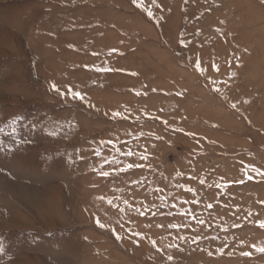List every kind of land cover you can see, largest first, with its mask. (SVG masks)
Returning a JSON list of instances; mask_svg holds the SVG:
<instances>
[{
    "label": "rangeland",
    "instance_id": "1",
    "mask_svg": "<svg viewBox=\"0 0 264 264\" xmlns=\"http://www.w3.org/2000/svg\"><path fill=\"white\" fill-rule=\"evenodd\" d=\"M0 170V264H264V0H0Z\"/></svg>",
    "mask_w": 264,
    "mask_h": 264
},
{
    "label": "snow or ice",
    "instance_id": "2",
    "mask_svg": "<svg viewBox=\"0 0 264 264\" xmlns=\"http://www.w3.org/2000/svg\"><path fill=\"white\" fill-rule=\"evenodd\" d=\"M132 2H133V4H138V3H139V0H132ZM148 15H149V16H152V15H153V13H152L151 10L148 11ZM113 51H115V50H113ZM212 67H216V66H215V65H212ZM195 68H196L197 70L203 72L202 65H201L200 62H196V63H195ZM100 70H101V71H103V70H109V71H110L111 69H100ZM213 83H215V81H213ZM51 89L57 91V92H58L59 94H61V95H65L64 92H61V91H60V89L57 87V85H56L55 83H52V84H51ZM215 90H216L217 92H219V88H217V89H215ZM180 94H181V93H177V95H180ZM67 95H70L71 98H72L73 100H77V99H78V100H80V101H84L85 103H87V101L85 100V96L83 95V93H82L81 91H74V90H72V89H71V86H69V89H68ZM232 106L235 107V104H233ZM93 107H94V105H93ZM113 115H114V116H121L122 113H120V112H115V113H113ZM15 123H16V121L13 120V121H12V124H13V129H12V130H13V131H15V127H14ZM109 143H111V141H109ZM96 155H97V156L100 155V152H99V151H96ZM126 155L131 156V155H133V152L129 151V152L126 153ZM145 158H146V157H145ZM105 163H107V161H105ZM133 166H134V165L130 163V164H127V165H126V168H132ZM120 170H121V171H124L125 169H120ZM0 171H2V170H0ZM253 171H255V172H260V169L253 168ZM99 174H100L101 176L106 177V176L109 175V172H107V171H100ZM251 178H252V177L249 176V179H251ZM240 182H242V181H240ZM108 203L111 204V201H108ZM125 203H127V201H125ZM257 222L259 223V225H260L261 228H264V221H257ZM96 223H97V225H98L100 228H106V227H107V225L101 223L99 219L96 220ZM200 223L202 224L203 221H200ZM171 227H177V225H171ZM112 231L115 232V229H112ZM137 235H139V233H137ZM116 238H117V239H120L121 237L117 234V235H116ZM182 238H183V239H186L185 237H182ZM153 244L155 245V241H153ZM254 247H255V245H254ZM259 250H260V251H264V247H260ZM4 251H5V249H4L3 245L0 244V252H4ZM244 254L247 255L248 253H244ZM168 259H169V260H172L173 257L169 256Z\"/></svg>",
    "mask_w": 264,
    "mask_h": 264
},
{
    "label": "bare ground",
    "instance_id": "3",
    "mask_svg": "<svg viewBox=\"0 0 264 264\" xmlns=\"http://www.w3.org/2000/svg\"><path fill=\"white\" fill-rule=\"evenodd\" d=\"M244 24H245V19L243 20V22L242 23H240V22H236L235 23V26L232 28V30H230V33L231 34H234L237 30H240V29H242L243 28V26H244ZM240 25V26H239ZM233 41H231V42H233L231 45H233V46H231L232 47V51H233V58L236 56V54H238L239 52L241 53V54H244L243 52V50H242V47H238L237 46V41L234 39V37H233V39H232ZM257 49V48H256ZM249 51H251V48L249 49Z\"/></svg>",
    "mask_w": 264,
    "mask_h": 264
}]
</instances>
